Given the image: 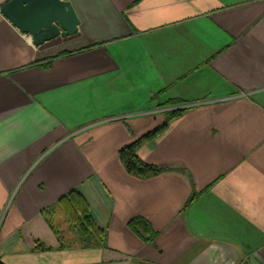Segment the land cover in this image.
<instances>
[{
    "label": "crops",
    "instance_id": "obj_1",
    "mask_svg": "<svg viewBox=\"0 0 264 264\" xmlns=\"http://www.w3.org/2000/svg\"><path fill=\"white\" fill-rule=\"evenodd\" d=\"M64 1L77 32L38 47L0 12V262L264 264V0ZM168 102L137 155L169 171L134 178L118 152ZM73 189L103 249L46 223Z\"/></svg>",
    "mask_w": 264,
    "mask_h": 264
},
{
    "label": "trees",
    "instance_id": "obj_2",
    "mask_svg": "<svg viewBox=\"0 0 264 264\" xmlns=\"http://www.w3.org/2000/svg\"><path fill=\"white\" fill-rule=\"evenodd\" d=\"M168 104L173 106L176 102H168ZM183 111L184 109L169 111L160 126L136 138L118 152V159L130 176L146 180L169 171L144 163L137 152L144 144L164 131L169 123ZM195 197V193L191 192L185 207L192 203ZM57 215L62 218L59 222L56 220ZM43 216L57 241L62 242L66 236H70L80 241L84 248L103 249L105 247L106 231L96 223L90 214L88 203L78 190L73 189L59 198L53 206L43 211ZM62 225L65 227L61 228ZM128 227L142 240L153 243L155 234L147 221L135 218L128 223Z\"/></svg>",
    "mask_w": 264,
    "mask_h": 264
},
{
    "label": "water",
    "instance_id": "obj_3",
    "mask_svg": "<svg viewBox=\"0 0 264 264\" xmlns=\"http://www.w3.org/2000/svg\"><path fill=\"white\" fill-rule=\"evenodd\" d=\"M0 12L36 47L74 35L79 25L73 7L64 0H8Z\"/></svg>",
    "mask_w": 264,
    "mask_h": 264
},
{
    "label": "rangeland",
    "instance_id": "obj_4",
    "mask_svg": "<svg viewBox=\"0 0 264 264\" xmlns=\"http://www.w3.org/2000/svg\"><path fill=\"white\" fill-rule=\"evenodd\" d=\"M170 107L171 105L170 104H165V103H162V104H158L157 105V107L159 108H165V107ZM173 107H174V105H173ZM169 109H171V108H169ZM173 110H175V109H171V110H168L167 108H165V109H163V112H161L160 114L162 115V116H164V118L166 117V116H168V113H169V111H173ZM153 113H155V112H153ZM157 113V116H159L158 114H159V112H156ZM56 220H57V222H59V221H61L62 220V218L59 216V215H57L56 216ZM65 226H63L62 225V227L61 228H64Z\"/></svg>",
    "mask_w": 264,
    "mask_h": 264
}]
</instances>
